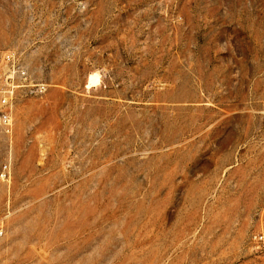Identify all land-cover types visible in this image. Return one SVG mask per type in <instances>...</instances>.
Wrapping results in <instances>:
<instances>
[{"label":"rangeland","instance_id":"374dc122","mask_svg":"<svg viewBox=\"0 0 264 264\" xmlns=\"http://www.w3.org/2000/svg\"><path fill=\"white\" fill-rule=\"evenodd\" d=\"M6 53L0 264H264V0H0Z\"/></svg>","mask_w":264,"mask_h":264},{"label":"built area","instance_id":"2783aa9c","mask_svg":"<svg viewBox=\"0 0 264 264\" xmlns=\"http://www.w3.org/2000/svg\"><path fill=\"white\" fill-rule=\"evenodd\" d=\"M3 62L7 65V75L5 77L6 88L0 90V122L6 132H10L12 126V117L10 110V97L14 95V89L25 87L26 93L33 96L43 93L45 85L33 82L30 79L26 68L19 64L14 53H6L2 57ZM6 169V165L4 166Z\"/></svg>","mask_w":264,"mask_h":264},{"label":"bare ground","instance_id":"6f19581e","mask_svg":"<svg viewBox=\"0 0 264 264\" xmlns=\"http://www.w3.org/2000/svg\"><path fill=\"white\" fill-rule=\"evenodd\" d=\"M91 77V76H90ZM92 81L91 82H94V83H96L97 81H99L98 79V76H92L91 78H90Z\"/></svg>","mask_w":264,"mask_h":264}]
</instances>
